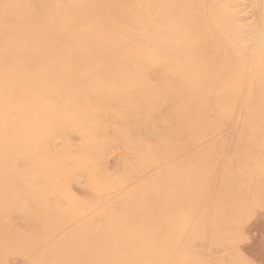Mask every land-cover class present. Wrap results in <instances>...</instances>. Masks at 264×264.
<instances>
[{"label": "rangeland", "instance_id": "1", "mask_svg": "<svg viewBox=\"0 0 264 264\" xmlns=\"http://www.w3.org/2000/svg\"><path fill=\"white\" fill-rule=\"evenodd\" d=\"M202 1L210 13L215 9L226 11L227 18L241 28L244 46L252 47L254 32L264 27L263 0ZM66 6L61 4L62 8ZM12 15L10 17L16 16L15 13ZM41 18L36 15L34 19L42 22ZM13 20L9 19L10 28L14 25ZM212 24L209 18L203 28L209 29ZM20 33L22 37L28 31ZM140 38L146 40L149 36ZM222 44L225 59L233 60L229 48ZM255 60L264 63L261 56ZM221 72L231 75L236 71L232 66H225ZM130 74L144 79L135 70ZM120 76V73L110 74L102 79L117 80ZM146 81L145 86H154L155 92L150 93L158 96L157 86L165 82L164 75L150 74ZM29 95L30 98L38 93ZM120 96L127 97L125 94ZM187 96V91H182L176 97L180 101ZM141 101L134 99L131 107L139 109ZM156 105H149L146 113L153 116V134L158 137L144 132L137 135L121 120H111L112 108L98 106L96 113L100 118H106L101 122H106L109 129L104 132L107 134L98 135L94 143L108 147L100 151L97 145L98 148L94 149L92 153L97 156L98 167L92 170L86 168L95 164L92 154L78 158L70 155L82 143L80 140L70 141L67 137L46 133L34 141H26L8 134L9 125L8 128L0 125V264H264V217L257 221L260 224L258 231L240 233L237 228L247 225L248 220L244 222V217L238 218L236 207L234 209L227 199L239 192L241 186L242 189L246 187L250 179L243 182L240 174L244 172L241 170L223 171L219 168L224 158L236 160L237 166L243 165L240 155L250 149L258 153L264 146V138H257L264 128L258 113L264 105L261 98L246 99L240 106H230L219 118L213 114L215 108H211L215 119H198L186 129L175 126L170 129L172 116L159 122L166 107ZM251 108L258 111L253 112ZM141 116L136 112L133 121L138 122L143 118ZM24 123L19 121L17 124ZM39 125L41 123L32 126ZM231 126L233 130L229 128ZM218 127L229 128L219 136L227 138L222 143L223 148L221 144H213L210 149L207 145L211 141L196 148L198 138L212 134L210 132ZM131 137L137 138L139 143L150 144L153 150L138 151L136 156L126 146ZM170 138H175L171 141L173 149H157L159 145L170 143ZM249 142L252 147L248 149ZM188 145H195V148L187 155L182 154ZM48 148L54 149L50 151L52 155L66 153L69 160L65 165L68 164L69 168L63 167L60 161L53 166L46 155ZM163 156L167 158L166 163L159 160ZM214 172L217 173L214 175ZM187 173L199 175L189 188L185 183ZM12 177L21 179L22 183L13 182ZM232 178L237 179L233 181ZM59 179L62 180L60 184ZM229 179L231 182L226 183ZM53 202L58 206L52 207ZM243 243L249 246L248 251H253V255L242 251L240 244Z\"/></svg>", "mask_w": 264, "mask_h": 264}, {"label": "bare ground", "instance_id": "2", "mask_svg": "<svg viewBox=\"0 0 264 264\" xmlns=\"http://www.w3.org/2000/svg\"><path fill=\"white\" fill-rule=\"evenodd\" d=\"M62 3L67 6L62 8ZM14 13L16 16L12 17ZM36 15L43 17L42 22L34 19ZM227 15L220 9L210 13L202 0H0V71L4 70L0 74V125L6 128L9 125L8 134L26 141H34L46 133L67 137L70 141L80 140L82 143L70 155L78 158L92 154L95 164L86 167L92 170L98 167L97 156L92 153L94 149L98 148L97 145L100 151L108 147L94 143L109 129L106 122H101L106 118H100L96 113L98 106L112 108L111 120H121L137 135L140 132L152 135L154 119L146 113L151 104L165 105L166 110L158 120L164 122L172 116L170 129L173 126L186 129L198 119L213 120V114L219 118L230 106H240L246 99L260 97L264 104V63L255 60L260 56L264 58V27L254 32L252 47H245L240 36L241 28ZM12 18L14 25L10 28L9 19ZM209 18L213 24L204 29ZM24 30L28 33L21 37L20 32ZM142 35L149 36V39L140 38ZM221 42L229 48L233 60L225 59ZM225 66H232L236 72L224 75L221 69ZM131 70L144 79L131 75ZM119 73L121 76L117 80L102 79ZM157 73L164 75L165 82L157 86L158 96H153L150 91H154V86H145L144 82L147 84L146 78ZM182 91H187L188 96L178 101L176 96ZM32 92L38 96H30ZM134 99L142 100L139 109L131 107ZM211 108H215L212 115ZM251 110L258 111L257 108ZM136 112L143 117L138 122L133 121ZM258 113L264 124V105ZM19 121L25 123L17 124ZM35 123L41 125L32 126ZM229 128L233 130L232 126ZM225 130L218 127L210 132L212 134L198 138L196 148L209 141L211 143L207 146L210 149L213 144L222 145L227 138L219 136ZM249 133L251 137L252 132ZM257 138L263 140L264 128ZM136 139L131 137L126 142L136 156L138 151L153 150L150 144L139 143ZM171 139L170 143L159 145L157 149H173L171 141L175 138ZM246 146L249 149L252 144L249 142ZM193 148L195 145H188L182 154L187 155ZM50 149L46 152L49 162L55 166L60 161L63 167L69 168L68 164L65 165L69 160L66 153L52 155L50 151L54 149ZM240 158L243 165L237 166L236 160L224 158L219 168L223 171L241 170L244 173L240 174V179L243 182L250 179L246 187L242 189L240 184V191L226 198L234 209L236 207L238 218L244 217V222L248 220L247 225L243 227L241 224L237 230L243 234L250 230L254 233L260 225L257 221L264 217V146L258 153L250 149ZM159 160L167 162L165 156ZM198 178V174L187 173L185 183L188 188ZM12 181L22 183L15 177ZM57 181L60 184L62 180ZM228 181L231 179L225 182ZM53 206L58 205L53 202ZM240 245L244 253L254 254L248 251L247 244Z\"/></svg>", "mask_w": 264, "mask_h": 264}]
</instances>
